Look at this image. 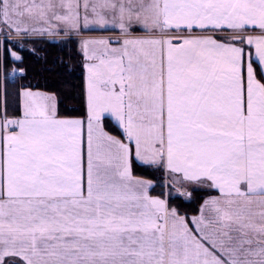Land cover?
I'll list each match as a JSON object with an SVG mask.
<instances>
[{"label":"snow or ice","instance_id":"6c2138e0","mask_svg":"<svg viewBox=\"0 0 264 264\" xmlns=\"http://www.w3.org/2000/svg\"><path fill=\"white\" fill-rule=\"evenodd\" d=\"M0 264H264V0H0Z\"/></svg>","mask_w":264,"mask_h":264}]
</instances>
